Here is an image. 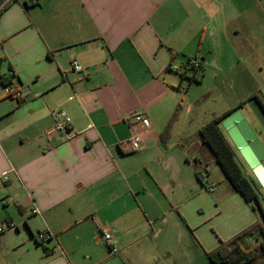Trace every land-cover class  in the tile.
I'll use <instances>...</instances> for the list:
<instances>
[{"label": "crops", "instance_id": "crops-1", "mask_svg": "<svg viewBox=\"0 0 264 264\" xmlns=\"http://www.w3.org/2000/svg\"><path fill=\"white\" fill-rule=\"evenodd\" d=\"M251 95L264 101V0H0V225L16 227L0 234V264H211L206 252L261 215L226 179L208 189L216 162L199 129L241 103L260 127ZM182 239L197 255H171Z\"/></svg>", "mask_w": 264, "mask_h": 264}, {"label": "trees", "instance_id": "trees-1", "mask_svg": "<svg viewBox=\"0 0 264 264\" xmlns=\"http://www.w3.org/2000/svg\"><path fill=\"white\" fill-rule=\"evenodd\" d=\"M200 69L201 66L194 70L197 72ZM193 80H195L194 76L189 78V82ZM10 82L8 79L2 80L3 85ZM251 100H257L264 110V101L258 95H251L248 101ZM243 104L241 103L235 109L220 116L213 117L200 127L199 135L212 153L217 166L232 189L241 195L247 203L251 204L254 211L260 212L261 219L236 234L232 239L226 242L221 241L215 249L206 252V257L211 264H264V194L261 188L256 186L255 181L249 180L243 175L235 160V152L219 127L223 118L241 109ZM180 107V104L176 107L159 135L163 146H166L171 136V128L178 118ZM195 175L198 181L204 184L205 175L199 169L195 171ZM251 237L254 238V241L248 243L247 239ZM37 243L43 245V243Z\"/></svg>", "mask_w": 264, "mask_h": 264}, {"label": "water", "instance_id": "water-1", "mask_svg": "<svg viewBox=\"0 0 264 264\" xmlns=\"http://www.w3.org/2000/svg\"><path fill=\"white\" fill-rule=\"evenodd\" d=\"M248 106L264 132V110L257 100L249 101ZM220 126L250 169L256 186L261 188L264 194V145L244 118L241 109L223 118L220 121Z\"/></svg>", "mask_w": 264, "mask_h": 264}, {"label": "rangeland", "instance_id": "rangeland-1", "mask_svg": "<svg viewBox=\"0 0 264 264\" xmlns=\"http://www.w3.org/2000/svg\"><path fill=\"white\" fill-rule=\"evenodd\" d=\"M188 81H187V79H185L184 85H183L184 88L187 87ZM204 90L205 89L198 88V86H193V87L190 88V100L191 101L199 100L198 102L194 103L192 107L195 106L198 109H203L207 105V102H205L204 99L200 100V98H201L200 96H202ZM241 112H242L244 118L251 125L252 129L255 131L257 137L259 138V140L264 145V132L262 131L261 127H256L255 120L246 111H244L242 109ZM259 131H261L262 133H259ZM235 160H236L237 164L239 165L243 175L246 176L249 180L255 181L250 169L245 164V162L243 161V159L241 158V156L238 154V152L236 150H235ZM208 171H209L210 176L207 179V185L209 187L210 186H216L217 187L218 184H219L220 185V189H218L217 191H220L223 187H227L226 183H225V180H224L226 178H224V176H223L222 172L220 171L219 167L217 166V164H213L212 163L208 167ZM211 190H212V188H211ZM263 207H264V201H263ZM256 212L259 213L258 210H256ZM232 238H230V239H232ZM230 239H228V240H230ZM228 240H223V242H226ZM161 241H162L161 239L156 240V242H157L156 244H158V246H159L158 248L164 246L161 243ZM188 241H189V239L186 242L184 241V239H182V242H179L178 240H174V243H170L168 246H169V250L171 251V255H197L195 250L188 246ZM190 241H191V243L193 245V241L192 240H190ZM158 248L156 249L157 253L160 251V250L158 251ZM106 252H107V250H106ZM108 255H110V254H108ZM204 255H206V253Z\"/></svg>", "mask_w": 264, "mask_h": 264}, {"label": "built area", "instance_id": "built-area-1", "mask_svg": "<svg viewBox=\"0 0 264 264\" xmlns=\"http://www.w3.org/2000/svg\"><path fill=\"white\" fill-rule=\"evenodd\" d=\"M72 66H73L74 71H77V72L82 71V68L79 67L75 61L72 63ZM200 66H201L200 59L193 57V58H189L186 61L185 69L186 70L187 69H193L194 70V69L199 68ZM170 69H172L174 71L177 70V68L174 66H171ZM4 88H5V91L7 94L12 93V96L15 98H18L20 96L19 92H14V87H13V84L11 82L5 83ZM61 115L64 116V113L61 112ZM133 117H134V120L136 122H146L147 121V117H145L143 114H140V113L135 114ZM67 123H68V119L65 118L63 123L56 124L53 127L52 131H54V130L64 131L65 125ZM125 144L129 148L130 151H132V152L138 151L142 148V144H143L142 137H141V135L133 134L127 139ZM215 187L216 186H210L208 189L215 188ZM33 213H38V210L34 209ZM15 229H16V227H15L14 223L6 222L5 224L0 225V234H2L5 231H8V230H15ZM99 237H100V240L106 245V247L108 249V253L110 255H116L117 254V250L115 247L116 241H115V238L113 237V235L110 232H108L105 228H101V233H100ZM49 238H50V234L47 232L41 233L38 236V240L41 242H45V241L49 240Z\"/></svg>", "mask_w": 264, "mask_h": 264}, {"label": "flooded vegetation", "instance_id": "flooded-vegetation-1", "mask_svg": "<svg viewBox=\"0 0 264 264\" xmlns=\"http://www.w3.org/2000/svg\"><path fill=\"white\" fill-rule=\"evenodd\" d=\"M260 133V132H259Z\"/></svg>", "mask_w": 264, "mask_h": 264}]
</instances>
